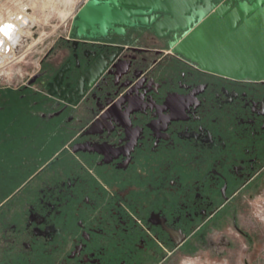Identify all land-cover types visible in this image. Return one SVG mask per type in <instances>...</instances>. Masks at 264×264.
Segmentation results:
<instances>
[{
  "label": "flooded vegetation",
  "instance_id": "af4514ba",
  "mask_svg": "<svg viewBox=\"0 0 264 264\" xmlns=\"http://www.w3.org/2000/svg\"><path fill=\"white\" fill-rule=\"evenodd\" d=\"M94 2L106 15L79 28L75 12L26 83L0 87L22 101L0 104V264H178L263 180L264 78L175 52L185 30L148 1Z\"/></svg>",
  "mask_w": 264,
  "mask_h": 264
},
{
  "label": "rangeland",
  "instance_id": "374dc122",
  "mask_svg": "<svg viewBox=\"0 0 264 264\" xmlns=\"http://www.w3.org/2000/svg\"><path fill=\"white\" fill-rule=\"evenodd\" d=\"M81 2L0 0V23L14 21L21 15L28 18L25 27H18L21 38L15 48L7 50L4 56L0 53V87L26 83L37 71L48 47L59 35L67 34ZM18 93L14 98L0 96V104L22 102ZM37 98L30 96L31 100ZM178 264H264V177L223 209L214 228L205 238L196 240L195 248L187 250Z\"/></svg>",
  "mask_w": 264,
  "mask_h": 264
},
{
  "label": "bare ground",
  "instance_id": "6f19581e",
  "mask_svg": "<svg viewBox=\"0 0 264 264\" xmlns=\"http://www.w3.org/2000/svg\"><path fill=\"white\" fill-rule=\"evenodd\" d=\"M243 9L234 10L231 15L243 14ZM221 11L213 12L206 20L196 27L186 42L187 46L200 47L206 61L217 69L236 70L242 67L251 73H264V7L260 8L250 19V25H242L238 34H229L226 30L233 23V17L220 19ZM10 19V18H9ZM0 23V53L15 48L21 38L17 23L28 24L24 16ZM21 20V21H20ZM254 31L257 34L251 37Z\"/></svg>",
  "mask_w": 264,
  "mask_h": 264
},
{
  "label": "water",
  "instance_id": "95a60500",
  "mask_svg": "<svg viewBox=\"0 0 264 264\" xmlns=\"http://www.w3.org/2000/svg\"><path fill=\"white\" fill-rule=\"evenodd\" d=\"M132 2H135V0H129ZM143 2L148 1L150 5H154L156 7L162 8V10H166L169 12V16L164 19V21L161 23L164 26H175V25H181V29L185 30L183 36H181L180 40L174 43V51L183 54L184 56L190 58L191 60L198 62L197 60H194L191 58L184 50L179 49L178 47L180 44L186 40H188L190 33L196 29L198 25H200L204 20H206L215 9H217L219 6H216L215 8H211L207 5V2L209 0H201L202 6L197 8L195 13V19L191 22L189 21V18L187 17V14L191 11L190 8L192 7L193 0H141ZM234 0L229 1L228 3L220 4L222 7V16H230L234 10H237L239 8L243 9V14H235L233 17V23L231 26L226 28L227 32L229 34H238L239 28L242 25H250L251 24V17L260 9L264 7V0H237L235 4H233ZM161 2H165L164 5H161ZM140 5V4H139ZM106 7L98 6L94 2V0H86L83 4H79V6L76 8L77 12V20L75 22L76 26H79L81 28L84 24H87L91 21H98L100 20L103 15H106L107 10L104 9ZM193 13V12H192ZM194 15V14H193ZM197 20V21H196ZM258 31H254L251 34V37L255 36ZM110 61V59H109ZM199 63V62H198ZM200 64V63H199ZM200 66L204 69L214 71L217 73H221L219 71H215L212 68L201 65ZM242 67H238L235 70V74L233 77H248L252 79H260L264 78V73L260 75H252L251 72H247L244 74H239L240 71H242ZM244 71V70H243ZM230 76V75H228Z\"/></svg>",
  "mask_w": 264,
  "mask_h": 264
}]
</instances>
